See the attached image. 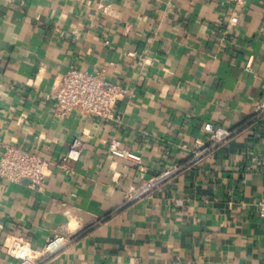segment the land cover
<instances>
[{
  "label": "crops",
  "instance_id": "obj_1",
  "mask_svg": "<svg viewBox=\"0 0 264 264\" xmlns=\"http://www.w3.org/2000/svg\"><path fill=\"white\" fill-rule=\"evenodd\" d=\"M72 65L129 89L119 120L56 115ZM263 100L264 0H0V156L12 143L49 162L40 186L0 179V264L17 263L16 238L38 264H264ZM209 122L234 133L193 161ZM56 235L68 242L47 253Z\"/></svg>",
  "mask_w": 264,
  "mask_h": 264
},
{
  "label": "built area",
  "instance_id": "obj_2",
  "mask_svg": "<svg viewBox=\"0 0 264 264\" xmlns=\"http://www.w3.org/2000/svg\"><path fill=\"white\" fill-rule=\"evenodd\" d=\"M236 4H243L245 0H230ZM229 20L236 24L238 16L231 14ZM130 93L123 84L109 80L102 71L90 72L76 65H72L63 75L54 93L55 113L59 117L69 115L73 110L86 115H93L102 119H116L119 116L115 112L118 101L124 99ZM255 117L264 121V100L258 105ZM203 130L208 135V143H199V148L193 151L192 160H198L208 149L215 148L228 140L233 130L223 126H215L213 123H205ZM83 142L74 139L66 153L61 157L59 166L65 171L72 170V164L77 162L82 154ZM109 152L121 157L142 162V156L130 149L123 148L119 140L111 141ZM49 162L42 155L27 150L21 145L4 143L0 156V179L5 181L20 182L29 179L31 186H40L47 176ZM179 167H169L156 176L146 180L141 185L132 186L126 200L131 202L149 194L162 183L172 178ZM264 216V211L262 212ZM68 239L63 235H56L51 239L45 250L47 253L59 251ZM9 253L18 261L16 264H38L40 257L32 254L31 244L23 239H14L7 247Z\"/></svg>",
  "mask_w": 264,
  "mask_h": 264
}]
</instances>
